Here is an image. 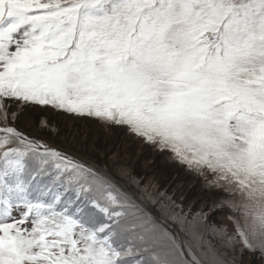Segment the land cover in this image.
Returning <instances> with one entry per match:
<instances>
[{
  "label": "snow or ice",
  "instance_id": "6c2138e0",
  "mask_svg": "<svg viewBox=\"0 0 264 264\" xmlns=\"http://www.w3.org/2000/svg\"><path fill=\"white\" fill-rule=\"evenodd\" d=\"M49 109L168 153L234 234L161 205L174 232L106 169L17 127L31 110L54 133ZM209 235L264 257V0H0V264H235Z\"/></svg>",
  "mask_w": 264,
  "mask_h": 264
},
{
  "label": "rangeland",
  "instance_id": "374dc122",
  "mask_svg": "<svg viewBox=\"0 0 264 264\" xmlns=\"http://www.w3.org/2000/svg\"><path fill=\"white\" fill-rule=\"evenodd\" d=\"M45 115L53 121L50 127L55 129V132L48 136V145L50 147L52 146V148L62 152L71 153L86 161L94 162L106 170L111 171L112 169V174L115 172L121 174L122 169L125 171L127 170L126 175H124L125 180H127L126 177H129L130 171H132V178H134V180L131 184H133L132 189L135 190V193H137L136 195L140 199H145L147 203L150 202L147 205L158 217H160V219L170 224L176 232H179L178 225L176 226L174 225L175 223L168 222L164 216L159 213L158 209L154 207V205H151L152 200L150 198L159 196L158 198H160L161 205H165L168 208L182 205L183 211L187 213L189 209H191L192 215L203 210L208 214V223L215 224L217 228L222 226L226 227L229 235L234 234L233 223L229 224V221H227L224 216L225 211L228 209H218L214 212L215 216L211 215V209L215 202L211 199L209 203L205 197L202 199L199 193L200 191L195 187L196 183L192 180L188 181V175L185 172L183 174L180 173V175L179 170L174 171L165 166V161L167 160L165 157L168 153H162L146 144L148 146L147 148L146 145H142V141H138L140 139H137L134 144L131 143L135 136L132 134H127L129 137L122 135L121 131L124 130L123 127L120 129L114 127L112 130H107V128L104 127L103 130L99 128L101 126L99 125L100 123L97 124V121L92 118L87 119L86 117L79 116L69 117L70 115L68 114L53 111H51V113L46 112ZM22 116L21 114L17 121V127L24 131L26 135L43 141V138L40 139L32 134L36 128L34 130L28 120L23 119ZM21 119L27 122L23 124ZM60 122L66 124L67 127L61 129L62 125ZM37 132L41 133L38 129ZM120 133L122 138H120L119 142ZM102 136L105 137L103 138ZM115 136L118 137V139H116L118 143L116 142L117 144H115V150H111L109 142H111ZM150 147L153 152L149 151ZM159 156L161 157L162 163L158 161ZM155 164L158 166V172H162L160 176H158L157 169L153 168ZM176 210L179 211L180 209L177 208ZM211 244L213 249L216 250V243ZM238 246L241 248V245L237 244L234 245L231 250H226L220 248L218 244L217 249L220 250L219 252H228L225 259L235 257V264H264V257H259L252 252L245 251L243 255L240 256L239 252L236 251Z\"/></svg>",
  "mask_w": 264,
  "mask_h": 264
},
{
  "label": "trees",
  "instance_id": "16d2710c",
  "mask_svg": "<svg viewBox=\"0 0 264 264\" xmlns=\"http://www.w3.org/2000/svg\"><path fill=\"white\" fill-rule=\"evenodd\" d=\"M171 165V167H173L174 169H179V170H182L183 172H187L183 167H180V166H178L177 164H170ZM127 171V170H126ZM111 172L113 173V170L111 169ZM114 172H115V170H114ZM183 172H182V174H183ZM189 173V172H188ZM114 175L116 176V177H118L120 180H122V181H124V182H126V183H128V184H130L131 186L133 185V184H131V182H133V180H134V178H132V176H131V174H129V177H126V179L127 180H125L124 179V175L122 176L121 174H117V172H115L114 173ZM128 175V174H127ZM190 175V174H189ZM195 175H190L189 177H188V181L189 180H192L193 182H195V180H196V176L194 177ZM197 188H198V190L200 191V192H203L204 194H205V198H206V200L207 201H211V199L213 200V202H218V196H217V194H216V191L215 190H211V191H209V190H206L205 189V186H204V181L203 180H201V179H198V182H197ZM66 195H68V196H73L74 194H72V193H67ZM156 197V196H155ZM159 197V196H158ZM158 197H156L155 199V201H156V203H152L151 205H154V207H156L157 209H158V211H159V213L162 215V216H164V218L168 221V222H170V223H174V222H171L172 220L169 218V216L165 213V212H163L162 211V209H161V202H160V198H158ZM145 200V199H144ZM146 201V200H145ZM148 203H150V202H148ZM210 203V202H209ZM225 216V218H226V220L227 221H229V224L230 223H232V221L226 216V215H224ZM174 225H176V224H174ZM177 226V225H176ZM207 239L210 241V243H216V250H218L217 249V246H218V244H219V241L215 238V237H213V236H211V235H209L208 237H207ZM238 245H239V243H237ZM237 244H235V245H237ZM239 249H240V247L238 246V248L236 249V251H238L239 252ZM218 251H220V250H218Z\"/></svg>",
  "mask_w": 264,
  "mask_h": 264
},
{
  "label": "bare ground",
  "instance_id": "6f19581e",
  "mask_svg": "<svg viewBox=\"0 0 264 264\" xmlns=\"http://www.w3.org/2000/svg\"><path fill=\"white\" fill-rule=\"evenodd\" d=\"M29 111H31V110H29ZM29 111H25V112H23L22 113V117H23V119H27L28 120V122L33 126V129L35 130V128H36V130L34 131V132H32V134L33 135H35L36 137H38V138H40V139H42L43 138V142H45L46 144H48L49 143V139H48V136L50 135L49 134V132H43L42 133V131H41V133L40 132H37V129H38V127H37V125H36V123H35V121L32 119V117L29 115ZM23 119H21V122L24 124V123H26L27 121H25V120H23ZM60 124L62 125V128L61 129H65L66 127H67V125L66 124H63L62 122H60ZM60 129V130H61ZM39 130V129H38ZM40 131V130H39ZM45 139V140H44ZM117 142V140H116V136L114 137V139H112L111 140V142H109L110 143V148H111V150L113 149V150H115V144H117L116 143ZM67 153V152H66ZM95 167H97V168H100V169H105V168H102L100 165H98V164H96V163H92ZM158 166L155 164V167H153V168H155V169H157V173H158V176H160L161 174H162V172H158V168H157ZM164 172V171H163ZM120 187L123 189V190H128V188H124V186H122V185H120Z\"/></svg>",
  "mask_w": 264,
  "mask_h": 264
},
{
  "label": "water",
  "instance_id": "95a60500",
  "mask_svg": "<svg viewBox=\"0 0 264 264\" xmlns=\"http://www.w3.org/2000/svg\"><path fill=\"white\" fill-rule=\"evenodd\" d=\"M113 177V176H112ZM113 179L119 184V185H122V186H124V188H128L126 185H124L122 182H120V181H118L117 179H115L114 177H113ZM124 191H126V192H128L130 195H134V198H136L139 202H142L129 188H128V190H124ZM143 203V202H142ZM144 204V203H143ZM144 206L145 207H147L145 204H144ZM148 208V207H147ZM149 210H151L150 208H148ZM153 213V212H152ZM153 215H155L156 216V214L155 213H153ZM157 217V216H156ZM162 221V220H161ZM164 222V221H163ZM165 224H167L168 226H169V228L170 229H172L174 232H176L175 230H174V228L172 227V226H170L168 223H166V222H164Z\"/></svg>",
  "mask_w": 264,
  "mask_h": 264
}]
</instances>
